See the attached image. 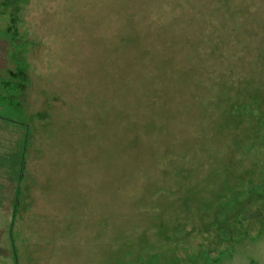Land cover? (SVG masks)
Masks as SVG:
<instances>
[{
  "label": "rangeland",
  "instance_id": "rangeland-1",
  "mask_svg": "<svg viewBox=\"0 0 264 264\" xmlns=\"http://www.w3.org/2000/svg\"><path fill=\"white\" fill-rule=\"evenodd\" d=\"M0 264H264V0H0Z\"/></svg>",
  "mask_w": 264,
  "mask_h": 264
}]
</instances>
